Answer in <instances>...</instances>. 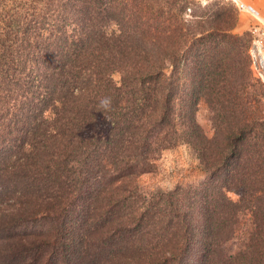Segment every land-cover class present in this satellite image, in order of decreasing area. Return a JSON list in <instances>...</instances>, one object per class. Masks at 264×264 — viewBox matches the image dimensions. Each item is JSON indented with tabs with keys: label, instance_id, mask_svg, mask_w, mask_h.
Wrapping results in <instances>:
<instances>
[{
	"label": "trees",
	"instance_id": "trees-1",
	"mask_svg": "<svg viewBox=\"0 0 264 264\" xmlns=\"http://www.w3.org/2000/svg\"><path fill=\"white\" fill-rule=\"evenodd\" d=\"M194 5L192 0H0L3 264L18 262L32 244L52 242L67 251L85 234L80 215L98 210L93 199L100 192L125 194L122 185L113 184L145 173L162 150L179 143L191 149L211 180L221 177L224 191L239 194V202L230 200L229 220L245 209L252 216L255 226L244 251L227 257L246 253L250 263L264 255L257 214L264 209L255 201L264 202V150L242 147L249 134L255 136L251 142L258 141L252 134L257 119L247 103L258 95L247 39L230 32L237 15L222 0ZM201 98L223 123L220 145L216 132L208 137L195 120ZM205 206L193 215L187 206L178 220L191 236L202 226L220 229L221 236H207L205 248L216 264L219 245L233 229L229 220L218 219L220 209ZM155 207L166 216L162 222L178 211L158 202ZM72 210L75 219L67 221ZM50 214L51 238L35 237L26 245L21 223L27 229ZM134 219L116 220L115 233Z\"/></svg>",
	"mask_w": 264,
	"mask_h": 264
},
{
	"label": "rangeland",
	"instance_id": "rangeland-1",
	"mask_svg": "<svg viewBox=\"0 0 264 264\" xmlns=\"http://www.w3.org/2000/svg\"><path fill=\"white\" fill-rule=\"evenodd\" d=\"M192 1L195 2L194 7H203L217 0ZM222 1L229 6H226L227 8H233L237 15V21L230 32L234 35L245 34L246 36L250 68L258 93L257 97L253 100L249 98L247 102L250 103L249 106L252 109L250 117L257 119L252 134L258 136V141L251 142V138L255 136H250L247 131L249 135L246 136L242 147L244 149L255 147V149L264 150V83L254 75L249 54L253 39L251 28L255 20L248 14L240 12L232 0ZM242 1L253 5L264 17V0ZM215 9L216 6L213 5L209 12ZM189 11L188 9L187 12ZM112 78L118 82L119 72L115 71ZM195 120L205 135L212 137L216 132L214 138L218 141L217 143L219 145L224 143L223 135L225 134L219 136V130L222 128L224 133L223 123L220 124L219 120L213 118L212 111L203 98L197 103ZM125 181L128 182L113 184L116 185V189L122 185V188L127 190L125 194L100 192L93 199L94 205L99 208L95 213L89 211L80 215L85 234L79 233L78 235L82 234V236L80 239H74V244L68 245L67 251L62 247L54 246L52 242L40 243L35 247L32 244L29 249H22V256H25H21L18 262L13 264H212L215 262L211 263L208 259L209 249L205 248H208L210 243L207 236L213 233L221 236L220 229L212 227L205 229L202 226L199 230L196 228V232L191 236L185 232L186 230L179 222V213L182 209L185 211L187 206H190L193 208L191 210L193 215L200 206L204 207L206 203L210 208L220 209L219 212H216L217 217L220 221L225 222L229 220L227 214H231L230 200L239 202V194L237 191H224L221 177H215L214 181L211 180L187 145L179 143L174 147L162 150L148 171L132 180ZM128 195L130 196L128 197ZM81 201L78 199L75 200V203L81 204ZM255 201L261 204L260 210H263L262 198L255 199ZM157 202L167 206V209H172L173 206L178 207V211L170 212L166 221L162 222V218H166V216L162 214L161 209H156ZM169 202L173 205L171 206ZM74 213L73 210L68 213L67 221L75 219ZM257 214L259 223L263 224L264 210L263 212L258 211ZM132 217L135 219L124 228L123 232L115 233L116 220H129ZM44 218V220L39 218L32 227L28 226L27 229H23L24 226L21 223L20 235L23 240L28 239L24 242L26 245L35 237L38 238L37 240L45 236L47 239L51 238L54 231V218H51V214ZM251 218L250 212L245 209L243 212L237 213V220L234 219L236 223L234 220H229L228 224L233 232L228 237L223 235L225 238L219 245L220 249L216 256V259L219 258V260L216 264H264V258L260 262L257 260L264 255L257 256L256 254L250 263L249 259H246V253L235 259L227 257V254L233 257L240 251H244L249 228L253 224ZM262 224H260L261 228L264 226ZM254 226L255 224L252 228ZM121 233L122 235H119ZM27 253H29V257H26ZM66 253L69 258L65 256Z\"/></svg>",
	"mask_w": 264,
	"mask_h": 264
},
{
	"label": "built area",
	"instance_id": "built-area-1",
	"mask_svg": "<svg viewBox=\"0 0 264 264\" xmlns=\"http://www.w3.org/2000/svg\"><path fill=\"white\" fill-rule=\"evenodd\" d=\"M240 12H244L255 20L251 32L253 39L250 44L249 54L251 67L257 79L264 83V17L257 9L242 0H232Z\"/></svg>",
	"mask_w": 264,
	"mask_h": 264
}]
</instances>
